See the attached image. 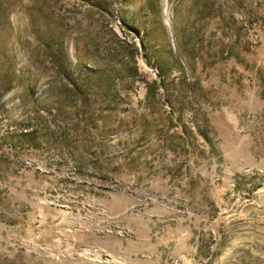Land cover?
<instances>
[{
  "label": "rangeland",
  "instance_id": "374dc122",
  "mask_svg": "<svg viewBox=\"0 0 264 264\" xmlns=\"http://www.w3.org/2000/svg\"><path fill=\"white\" fill-rule=\"evenodd\" d=\"M0 264H264V0H0Z\"/></svg>",
  "mask_w": 264,
  "mask_h": 264
}]
</instances>
